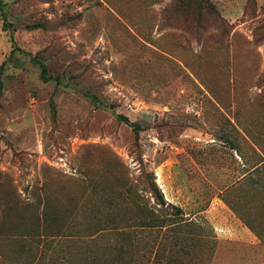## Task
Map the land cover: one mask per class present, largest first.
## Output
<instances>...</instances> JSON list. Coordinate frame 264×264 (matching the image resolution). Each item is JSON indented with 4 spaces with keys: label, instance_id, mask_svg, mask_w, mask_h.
<instances>
[{
    "label": "rangeland",
    "instance_id": "rangeland-1",
    "mask_svg": "<svg viewBox=\"0 0 264 264\" xmlns=\"http://www.w3.org/2000/svg\"><path fill=\"white\" fill-rule=\"evenodd\" d=\"M176 1L0 0V264H264V0Z\"/></svg>",
    "mask_w": 264,
    "mask_h": 264
},
{
    "label": "trees",
    "instance_id": "trees-1",
    "mask_svg": "<svg viewBox=\"0 0 264 264\" xmlns=\"http://www.w3.org/2000/svg\"><path fill=\"white\" fill-rule=\"evenodd\" d=\"M206 8H211V5L209 6L208 4H205ZM170 13L172 16H182L183 17V23L186 26L188 19L192 15V10H191V5H190V0H178L176 1L170 9ZM38 65V68L40 69V77L45 80V67L41 64L36 62ZM261 163V162H260ZM259 164V163H258ZM261 167H264V164L260 165ZM258 168H255L254 170L256 171Z\"/></svg>",
    "mask_w": 264,
    "mask_h": 264
},
{
    "label": "crops",
    "instance_id": "crops-1",
    "mask_svg": "<svg viewBox=\"0 0 264 264\" xmlns=\"http://www.w3.org/2000/svg\"><path fill=\"white\" fill-rule=\"evenodd\" d=\"M240 233H241V236L244 237L243 240L248 239V235H249V238H250V237H253V234H251V233L246 234L244 231H241ZM248 240H249V241H250V240L252 241L253 239H248ZM254 240H255V239H254ZM251 241H250V242H251Z\"/></svg>",
    "mask_w": 264,
    "mask_h": 264
}]
</instances>
